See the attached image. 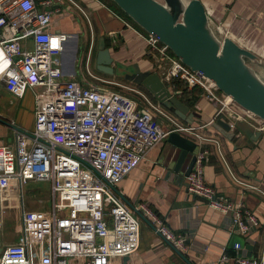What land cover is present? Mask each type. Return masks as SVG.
<instances>
[{
  "label": "built area",
  "instance_id": "2783aa9c",
  "mask_svg": "<svg viewBox=\"0 0 264 264\" xmlns=\"http://www.w3.org/2000/svg\"><path fill=\"white\" fill-rule=\"evenodd\" d=\"M69 1L86 17L91 29L83 62L89 79L86 82L74 80V74L65 79L61 54L73 35L50 29L59 12V8L50 7L52 0H0V51L4 61L0 81L15 97H21L27 88L34 96L31 131L18 132L12 145L0 144V229L6 191L15 187L19 200V234L15 242L2 248L0 264H111L114 258L133 254L139 247V221L116 191L123 176L170 132L189 133L219 148L216 139L198 132L199 127L177 123L135 84L109 81L89 71L94 40L91 22L76 0ZM125 24L136 28L145 40L166 85L179 80L219 101L211 79L182 63L157 36ZM213 24L223 30V36H230L222 24ZM103 83L136 93L140 101ZM228 102H233L229 96L216 116ZM243 112L259 119L258 128H264V120L245 109ZM155 114L165 116L172 126L159 124ZM205 156V150L196 153L194 165L185 176L187 191L222 213H232V223L242 234L256 228L259 220L253 211L240 201L217 195L206 183ZM233 178L244 189L264 196L258 185ZM30 181L50 182L49 208H26L24 187ZM38 201L44 203V199ZM138 210L151 220L165 242L185 249L182 233L174 232L145 203H139ZM234 248L240 249L239 243ZM227 259L223 251L219 261ZM235 263L264 264V253L241 254L235 257Z\"/></svg>",
  "mask_w": 264,
  "mask_h": 264
},
{
  "label": "crops",
  "instance_id": "0c3cea01",
  "mask_svg": "<svg viewBox=\"0 0 264 264\" xmlns=\"http://www.w3.org/2000/svg\"><path fill=\"white\" fill-rule=\"evenodd\" d=\"M76 1L86 9L105 5L113 16L122 22L121 30L105 32L104 44L113 59H119L127 64L136 63L141 71L154 68L156 72H160L157 59L147 50L145 40L139 36L136 28L126 26V22H131L110 8V3L108 5L105 0ZM200 1L210 19L222 24L230 38L264 59V0ZM61 24L65 27L64 32L73 35L71 39L75 38L72 19L65 17ZM51 28H54L53 25ZM97 46L93 40L92 55ZM70 50V45H66L61 54V62L64 74H74V79L76 74L71 68L68 56ZM83 65L81 62L78 67L79 77L76 81L89 80ZM3 67L4 61L0 51V72ZM91 72L101 77L95 71ZM181 84L180 89H186L182 95L185 99L179 95L176 97L186 100L184 104L189 107V112L193 113L192 122L185 123L161 105L162 108L173 116L177 123L199 127L198 132L218 141L219 148L213 142L198 141L189 133H179L195 141L197 147H204L206 156L203 178L206 183L214 188L217 195L234 202H242L257 216L259 225L242 234L232 223V213H222L210 207L204 198L189 193L185 176L172 171L165 162L169 144L167 139H164L149 149L137 166L116 185L117 193L139 221L140 240L136 252L129 256L114 258L111 264H236L235 257L245 254L247 245H252V256L264 253V196L253 190L244 189L233 178L234 176L238 180L252 182L264 190V128L259 129L260 120L249 117L233 102H228L216 116L223 101L228 100V96L222 92L221 95L217 94V89L215 93L219 101L207 97L198 87L189 88L182 82ZM175 87L174 84L173 91H181ZM218 118L233 124L230 131L234 136L231 139L223 136L212 126L211 122ZM155 120L163 126H172L171 122L161 119L157 114ZM33 125V92L27 88L21 97H15L0 81V144L12 145L18 132H29ZM139 203L148 205L174 232L182 233L186 238L185 249H177L165 242L155 231L151 220L138 210ZM7 204L6 201L5 205ZM15 216L18 220V210ZM18 234L19 224L16 231L11 232L3 220L0 229V249L15 242ZM235 243H239L240 249L234 248ZM223 251L229 259L221 262L219 257Z\"/></svg>",
  "mask_w": 264,
  "mask_h": 264
},
{
  "label": "water",
  "instance_id": "95a60500",
  "mask_svg": "<svg viewBox=\"0 0 264 264\" xmlns=\"http://www.w3.org/2000/svg\"><path fill=\"white\" fill-rule=\"evenodd\" d=\"M112 1L138 27L157 36L182 63L211 79L216 88L239 107L264 120V81L245 58L256 62L261 59L232 38L217 35L200 0ZM113 60L105 44L97 46L92 55L95 70L106 75L114 74ZM123 78L144 88L177 119L192 122L189 107L176 97V92L169 89L156 71H141L134 63ZM211 124L228 139L234 136L224 120L218 118ZM166 139L168 168L186 176L194 165L196 153L203 152L204 147H197L195 141L178 132H170ZM245 250L244 255H252V245L245 246Z\"/></svg>",
  "mask_w": 264,
  "mask_h": 264
},
{
  "label": "rangeland",
  "instance_id": "374dc122",
  "mask_svg": "<svg viewBox=\"0 0 264 264\" xmlns=\"http://www.w3.org/2000/svg\"><path fill=\"white\" fill-rule=\"evenodd\" d=\"M105 1L108 2V5L110 3L111 6L110 8L121 13L120 9L113 2H109L110 0H105ZM81 6L89 16L92 32L94 35V44L96 46L97 45L102 46L104 44L105 32H107L108 30H121L123 28L122 22L116 17H114L113 14L105 7V5L101 7L99 6L98 8H94V9L93 8L86 9L84 5ZM50 7L59 8V12L56 13L51 23L54 27L53 29L50 28L52 31L55 32L65 31V27H63L61 24L62 21L65 19V17H70V19H72V24L75 27V31H73L75 32L73 33L75 35V38L69 39L67 41V45L68 46L70 45L71 50L69 51L68 56H69V60H71V65H72L71 68L76 74L74 79L77 80V78L79 77L78 67L80 66L81 62H84L85 51L91 42V33H90L91 29L89 27L86 17L69 0H52V4ZM122 16L124 15L122 14ZM258 57L261 59L260 62H256L247 58L245 59H246V63L250 65L259 75V77L262 79V76L257 71L256 66H264V59L260 56ZM112 65L114 67L113 75H106L97 72L94 68L93 62H91L89 71L91 70L95 71V73L101 75V77L108 79L109 81H114V82L116 81L120 84L129 85V86L134 85L123 78V74L131 68L133 63L127 64L119 59H114ZM151 71H156V69L152 68ZM69 78H70L69 76L67 75L65 76V79H69ZM103 85L111 89L117 90L135 100L140 101L139 96L136 93L126 91L125 89H122L121 87L112 83H103ZM216 93L221 95L220 94L221 91L218 89L216 90ZM159 117L164 120L166 119V117L161 114L159 115ZM238 126L241 125L238 124ZM50 189H51V184L49 181L28 182L24 187V202L26 208L28 209H41L42 207L49 208L51 204ZM5 195H6L4 197L5 202L6 201L10 202L11 200L9 199L11 198V193L9 191H6ZM39 199H44V203L40 204L38 201ZM5 212H6L4 216L5 226L9 231L15 232L17 225L19 224V220H17L15 214L9 212V210Z\"/></svg>",
  "mask_w": 264,
  "mask_h": 264
},
{
  "label": "trees",
  "instance_id": "16d2710c",
  "mask_svg": "<svg viewBox=\"0 0 264 264\" xmlns=\"http://www.w3.org/2000/svg\"><path fill=\"white\" fill-rule=\"evenodd\" d=\"M99 1H101V0H99ZM112 1V0H111ZM102 2V1H101ZM113 2V1H112ZM114 3V2H113ZM115 4V3H114ZM121 11V10H120ZM121 13L127 18V19H129L130 20V22L131 23H133V25H135L136 27H138L125 13H123L122 11H121ZM138 28H140V27H138ZM141 29V28H140ZM176 85V87L175 88H177V90L179 89V90H181L180 92H177L176 90L175 91H173V88H172V86L173 85ZM168 87H169V89L171 90V91H173V92H176V95H179L181 98H183V99H185L184 97H182V95L186 92V89H180V87L182 86V84H181V82H179V81H176V80H173L172 81V83L171 84H169V85H167ZM137 87H139L140 89H142L143 91H145L151 98H152V96L144 89V88H142L141 86H137ZM178 90V91H179ZM153 99V98H152ZM183 99H180L183 103H184V101L186 102V100H184L183 101ZM154 100V99H153Z\"/></svg>",
  "mask_w": 264,
  "mask_h": 264
},
{
  "label": "flooded vegetation",
  "instance_id": "af4514ba",
  "mask_svg": "<svg viewBox=\"0 0 264 264\" xmlns=\"http://www.w3.org/2000/svg\"><path fill=\"white\" fill-rule=\"evenodd\" d=\"M10 193L11 198L9 200L11 201L8 202L7 205H5V210H10V212H13L15 214L18 210L19 203V200L17 198V189L15 187H11Z\"/></svg>",
  "mask_w": 264,
  "mask_h": 264
},
{
  "label": "bare ground",
  "instance_id": "6f19581e",
  "mask_svg": "<svg viewBox=\"0 0 264 264\" xmlns=\"http://www.w3.org/2000/svg\"><path fill=\"white\" fill-rule=\"evenodd\" d=\"M211 26L213 28V31L219 35V36H222L224 35L223 34V30L220 28V27H217V25L213 24V22H211ZM259 65H262V64H259ZM257 68V71L259 72V74L262 76V79L264 80V66H256Z\"/></svg>",
  "mask_w": 264,
  "mask_h": 264
}]
</instances>
